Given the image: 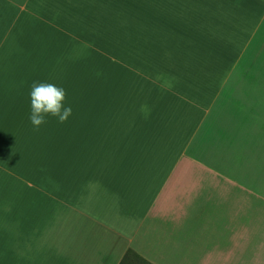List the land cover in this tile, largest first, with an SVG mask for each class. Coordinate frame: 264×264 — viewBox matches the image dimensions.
<instances>
[{
	"label": "crops",
	"instance_id": "crops-1",
	"mask_svg": "<svg viewBox=\"0 0 264 264\" xmlns=\"http://www.w3.org/2000/svg\"><path fill=\"white\" fill-rule=\"evenodd\" d=\"M263 24L264 0H0V264H264V145L190 152ZM34 81L67 121L31 124Z\"/></svg>",
	"mask_w": 264,
	"mask_h": 264
},
{
	"label": "rangeland",
	"instance_id": "rangeland-1",
	"mask_svg": "<svg viewBox=\"0 0 264 264\" xmlns=\"http://www.w3.org/2000/svg\"><path fill=\"white\" fill-rule=\"evenodd\" d=\"M248 145H264V24L225 81L190 152L205 160L208 150L227 146L232 152L224 155L246 156L238 148Z\"/></svg>",
	"mask_w": 264,
	"mask_h": 264
},
{
	"label": "clouds",
	"instance_id": "clouds-1",
	"mask_svg": "<svg viewBox=\"0 0 264 264\" xmlns=\"http://www.w3.org/2000/svg\"><path fill=\"white\" fill-rule=\"evenodd\" d=\"M29 121L35 128L46 122V117H55L64 123L72 115V108L67 104L66 90L52 82L34 81L29 91Z\"/></svg>",
	"mask_w": 264,
	"mask_h": 264
},
{
	"label": "trees",
	"instance_id": "trees-1",
	"mask_svg": "<svg viewBox=\"0 0 264 264\" xmlns=\"http://www.w3.org/2000/svg\"><path fill=\"white\" fill-rule=\"evenodd\" d=\"M120 264H150L144 258H142L139 254H137L134 250L129 249L125 253Z\"/></svg>",
	"mask_w": 264,
	"mask_h": 264
}]
</instances>
